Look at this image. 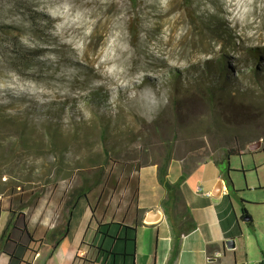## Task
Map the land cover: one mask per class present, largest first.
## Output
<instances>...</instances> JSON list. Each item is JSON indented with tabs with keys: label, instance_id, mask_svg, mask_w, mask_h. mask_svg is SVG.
<instances>
[{
	"label": "rangeland",
	"instance_id": "1",
	"mask_svg": "<svg viewBox=\"0 0 264 264\" xmlns=\"http://www.w3.org/2000/svg\"><path fill=\"white\" fill-rule=\"evenodd\" d=\"M250 50L264 61V0H0V210L26 203L27 219L40 211L62 226L68 195L104 169L102 183L72 213L77 231L98 202L99 211L127 210L139 170L166 155L169 179L180 168L194 185L201 171L193 170L241 145L234 134L254 135L255 127L246 128L254 120L256 137L246 149L260 142L262 150L218 166L226 186L223 225L235 244L218 258L260 264L264 87L246 60ZM222 59L231 84L248 97L223 100L211 94L210 81L195 82L206 63ZM175 81L190 87L177 118L170 105ZM98 117L108 126L105 145ZM241 206L251 227L239 218Z\"/></svg>",
	"mask_w": 264,
	"mask_h": 264
},
{
	"label": "crops",
	"instance_id": "2",
	"mask_svg": "<svg viewBox=\"0 0 264 264\" xmlns=\"http://www.w3.org/2000/svg\"><path fill=\"white\" fill-rule=\"evenodd\" d=\"M193 171H201L200 178L192 186L188 183L190 178L185 179L181 185V192L196 224V229L181 237L179 254L172 264H220L218 256L221 253L224 256V253L229 251L223 247V243L227 239L225 233L228 232V229L223 225L226 215L223 217L224 210L221 208L226 194V186L213 161L205 162ZM156 173V165L139 170L136 201L128 203L127 210L117 208L111 211H99L102 206L98 202V206L94 204L90 216L87 214L84 220L85 226H78L77 231L74 232L71 228V216L68 233L54 251H51V243L46 239L54 228L50 216H42V212L39 211L40 214H33L31 219H27L23 210L21 214L26 222L27 233L33 240L43 241L37 244H28L26 239L28 246H25V251L21 256L22 261L19 264H168L171 239L169 227L161 208L165 192L157 182ZM180 174V168H177L175 179L170 180L168 175L167 178L170 182H174ZM196 186H201L202 191L209 195L196 194ZM217 188L220 189V194L213 195L212 191ZM149 212L159 214V220L151 223L146 222L144 217ZM219 214L222 215L219 216ZM11 215L8 210H0V233ZM109 223L135 227L134 255L131 259L104 258L102 255H98L96 250L98 247L110 250L114 245H116V249L120 247V243L103 239L96 233L98 225ZM37 224L39 227L35 226ZM13 230L14 236L13 238L11 236L13 242L19 244L23 239L25 240L23 232L17 229ZM112 230H116V235H119V229L111 228ZM145 235L148 237L147 241H144ZM161 242V249L158 251ZM13 245L10 246L11 252L17 248ZM209 245H214L216 248L208 250ZM9 260L6 253H0V264H9ZM259 263L264 264V260Z\"/></svg>",
	"mask_w": 264,
	"mask_h": 264
},
{
	"label": "trees",
	"instance_id": "3",
	"mask_svg": "<svg viewBox=\"0 0 264 264\" xmlns=\"http://www.w3.org/2000/svg\"><path fill=\"white\" fill-rule=\"evenodd\" d=\"M262 54L259 50H250V53L246 54V60H249L250 62L253 61L254 67L252 68L253 78L254 80L261 86L264 87V61L261 60ZM25 58V57H24ZM246 60L244 63H246ZM262 63V64H261ZM244 65V64H243ZM261 65V66H260ZM245 67V66H244ZM226 64L224 60H219L215 62L206 63L204 67H202V70L199 74L198 80L195 82L197 84L203 83L204 81L208 80L212 83L209 91L214 93L216 96L224 99H228L231 96L232 98H239V100L244 99L248 97V92H246L244 89H242L240 86H235L231 84L233 81H231L233 78L227 76L226 72ZM178 76V75H177ZM176 76V77H177ZM203 76H205L206 79L203 80ZM173 86V96L172 100H170V105L172 107L171 115L173 118H177V116H180V108L182 105L183 99L187 98V95L190 91V87H183L178 81H175ZM210 82H208L210 84ZM229 93L228 94L226 93ZM181 93V94H178ZM179 95H182V98H179ZM96 98L94 96H91L88 102L91 106ZM94 113H97L98 109L93 110ZM99 112V111H98ZM163 116V115H161ZM254 119L253 117H250ZM99 129H100V139L102 141V144L105 145V136L108 132V126L107 123L104 122L103 118L98 117L97 118ZM251 121V124H248L246 128L248 127H255ZM53 133L55 134L57 131V127L51 126L49 127ZM254 135L248 136L246 139H242V136L239 133L234 134L233 136H237L238 143L242 142L241 145H237L231 148H227L223 154V158L220 161L215 162L216 167L218 168L219 165L222 164V162L228 161L230 156H241L245 153L247 154H254L262 150V148H259L255 151H248L246 149V145H248L250 142L249 140L256 137V129ZM219 130V129H218ZM225 130V129H224ZM264 131V130H263ZM175 134V132H173ZM264 134V133H262ZM175 136V135H174ZM231 137L230 135L227 136V138ZM260 135L257 136L259 138ZM249 141V143H247ZM256 141V140H255ZM105 156L109 155V152L107 149L104 148L103 151ZM170 157L168 155L165 156L164 160L157 164V173L156 178L158 184L163 188L165 192V197L161 202V208L163 211V214L165 216L166 222L169 227L170 231V239H171V249H170V255L168 259V264H172L175 259L177 258L180 250V242L181 237L184 235H187L191 232H193L196 229V224L194 223L188 208L185 204L182 192H181V185L186 179V176L188 175L185 172H182L180 176L174 181L170 182L167 178L168 175V167H169ZM219 169V168H218ZM229 168H226V174L229 172ZM221 172V171H220ZM225 173V172H224ZM104 177V169H100L99 171L93 173L92 175H89L88 177H84L82 179V184L80 187L74 189L69 195L64 203V207L66 209V218L63 221V225L61 226H55L52 230V233L49 234L46 239L50 241L51 243V251H54L56 247L59 245L61 240L67 235L69 230V222L70 218L72 216V213L79 203L80 200L85 199L87 200L88 195L96 188L98 187ZM228 189V187H227ZM37 196L34 195V198ZM33 198V199H34ZM29 204H19L16 206L15 211H9L11 217L8 219L4 229L0 233V253H6L9 257V264H19L22 261V254L25 251V245L22 243H15L10 238V232L13 229H17L20 232H23L25 235L24 242L27 243H41L43 240L35 241L33 238L27 233L26 231V222L24 219V216L21 214L23 210H25L28 207ZM89 207V206H88ZM92 212V209H91ZM222 214H219L221 216ZM239 218L241 220L248 219L246 224L248 227L252 226V221L250 217H248L246 209L241 206L240 207V215ZM119 229V235H116V230ZM114 231V232H113ZM97 234H99L103 239H110L112 241H115V243H120L119 249H116V245L113 246V248L110 250L104 249L102 247H98L96 250L98 252V255H102L104 258H122V259H131L134 255V243H135V227H127L123 226L119 223H109L104 225H98ZM121 233V234H120ZM225 236L227 239L232 238L231 235H229V232L225 233ZM27 239V241H26ZM12 243V244H11ZM17 246L16 250L11 252L10 246L11 245ZM13 245V246H14ZM214 245H209L208 250L211 248H214ZM216 248V247H215Z\"/></svg>",
	"mask_w": 264,
	"mask_h": 264
},
{
	"label": "water",
	"instance_id": "4",
	"mask_svg": "<svg viewBox=\"0 0 264 264\" xmlns=\"http://www.w3.org/2000/svg\"><path fill=\"white\" fill-rule=\"evenodd\" d=\"M260 147V142H255L251 145L248 146V151H255L257 149H259ZM212 194L213 195H219L220 194V189L217 188L215 189L214 191H212ZM144 220L146 222H151V221H156V220H159V214H156V213H147L146 216L144 217ZM245 220H248V219H245ZM234 240L232 238L230 239H226L223 243V247L227 250H233L234 249Z\"/></svg>",
	"mask_w": 264,
	"mask_h": 264
},
{
	"label": "built area",
	"instance_id": "5",
	"mask_svg": "<svg viewBox=\"0 0 264 264\" xmlns=\"http://www.w3.org/2000/svg\"><path fill=\"white\" fill-rule=\"evenodd\" d=\"M195 193L196 194H198V195H209L208 193H204L203 191H202V188H201V186H196L195 187Z\"/></svg>",
	"mask_w": 264,
	"mask_h": 264
},
{
	"label": "flooded vegetation",
	"instance_id": "6",
	"mask_svg": "<svg viewBox=\"0 0 264 264\" xmlns=\"http://www.w3.org/2000/svg\"><path fill=\"white\" fill-rule=\"evenodd\" d=\"M8 211L11 212V211H13V210H8ZM14 212H15V211H14ZM16 212H17V211H16ZM13 231H14V230H11V232H10V238H11V236H12V238H13V236H14ZM21 243H22L23 245H25V246H28L27 243L24 242L23 240L21 241ZM28 244H29V243H28Z\"/></svg>",
	"mask_w": 264,
	"mask_h": 264
},
{
	"label": "bare ground",
	"instance_id": "7",
	"mask_svg": "<svg viewBox=\"0 0 264 264\" xmlns=\"http://www.w3.org/2000/svg\"><path fill=\"white\" fill-rule=\"evenodd\" d=\"M148 223H151V222H148Z\"/></svg>",
	"mask_w": 264,
	"mask_h": 264
}]
</instances>
